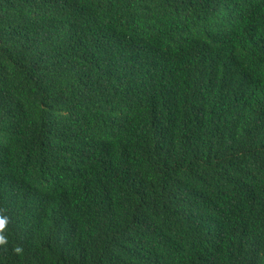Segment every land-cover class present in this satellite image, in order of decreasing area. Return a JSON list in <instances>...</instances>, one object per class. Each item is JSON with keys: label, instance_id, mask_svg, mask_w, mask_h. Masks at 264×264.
Instances as JSON below:
<instances>
[{"label": "trees", "instance_id": "obj_1", "mask_svg": "<svg viewBox=\"0 0 264 264\" xmlns=\"http://www.w3.org/2000/svg\"><path fill=\"white\" fill-rule=\"evenodd\" d=\"M0 264H264V0H0Z\"/></svg>", "mask_w": 264, "mask_h": 264}, {"label": "clouds", "instance_id": "obj_2", "mask_svg": "<svg viewBox=\"0 0 264 264\" xmlns=\"http://www.w3.org/2000/svg\"><path fill=\"white\" fill-rule=\"evenodd\" d=\"M4 222H5L4 220H0V227L3 226Z\"/></svg>", "mask_w": 264, "mask_h": 264}]
</instances>
